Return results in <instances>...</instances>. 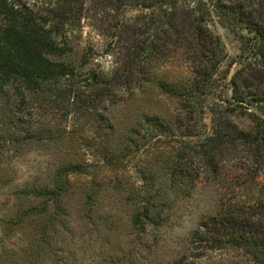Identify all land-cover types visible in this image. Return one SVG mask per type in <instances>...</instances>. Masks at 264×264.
Masks as SVG:
<instances>
[{"label":"trees","instance_id":"16d2710c","mask_svg":"<svg viewBox=\"0 0 264 264\" xmlns=\"http://www.w3.org/2000/svg\"><path fill=\"white\" fill-rule=\"evenodd\" d=\"M84 19L105 39L107 66L64 41ZM215 23L252 34L227 86L218 84L228 54ZM5 89L18 106L0 155L40 142L64 153L45 181L15 190L20 206L4 227L24 241L0 264L15 255L23 264H264V0H0ZM150 89L177 107L142 112L124 129L112 122L110 107ZM41 101L65 110L62 130L26 118ZM80 115L93 135L76 129ZM169 138L185 144L175 154L158 146L146 166L127 168L149 141ZM229 156L246 181L172 242L179 201L202 176L220 179ZM0 179V188L13 181Z\"/></svg>","mask_w":264,"mask_h":264},{"label":"rangeland","instance_id":"374dc122","mask_svg":"<svg viewBox=\"0 0 264 264\" xmlns=\"http://www.w3.org/2000/svg\"><path fill=\"white\" fill-rule=\"evenodd\" d=\"M129 16L127 15V17ZM94 21L95 19H84L79 27L67 32L64 41L75 52L84 53L89 62L106 65L109 59L105 54V48L103 49L101 46L105 43V39L97 35V31L93 28L95 25ZM213 29L221 37L228 54L227 63L224 64L218 76V84L227 86L232 74L239 68L238 58L243 53L245 41L247 38H251L252 34L239 26H222L218 23H215ZM228 94L229 92L227 91L226 96ZM52 104L48 101H41L33 107L30 106V109H26L25 114H32V117L30 118L26 115V118L35 127L49 128L50 124L55 123L58 130H62L64 124L62 122V114H64L65 110L54 108ZM17 106L18 101L11 89L0 91V139L13 134L14 129L11 118L14 109L17 110ZM167 107L174 110L177 105L175 102H170L169 99L165 101L159 99L158 92L150 89L147 96H137L121 105L110 107L109 116L116 126L124 129L134 124L142 112H152L153 110L156 111ZM88 119L89 117L80 115L76 129L84 135L91 136L94 133V128L92 125L86 124ZM193 125L196 126V123L194 122ZM207 127H211L208 119L203 129L206 130ZM156 140L149 141L147 149L136 152L132 158H129L126 162L127 168L136 170L146 166V162L158 146H163L167 148L165 149L167 152L173 151V154H175L182 143L178 138L162 139L157 142ZM186 141L189 143L190 148L186 151L189 155H187L185 163L192 166L195 165L191 158L195 148V141L194 139L193 141ZM184 144L185 141L182 145ZM20 145L21 147H19ZM20 145L17 146V149L16 144L10 145L7 151L0 155V176H6L13 180L9 185L0 188V254L15 250L24 241V237L20 233H16L11 238L7 237V231L4 227L5 221L14 217L20 206L14 196L15 190L28 183L45 181L51 170L58 165L64 153V148L54 143L45 145L40 142L38 144ZM232 158L230 156L225 158V162L222 165L224 171L220 179L202 176L196 182L191 195L188 197V194H184L178 205L180 221H178L179 223L175 226L173 232H169L172 233V237H170L172 242L185 237L196 227L201 216L215 211L218 198L223 193H226L231 185H239L241 182L246 181L243 177V163L241 164ZM12 261L17 262L16 264H23L19 255H15Z\"/></svg>","mask_w":264,"mask_h":264}]
</instances>
